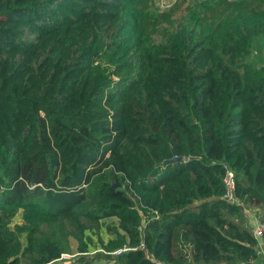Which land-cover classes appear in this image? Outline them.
Wrapping results in <instances>:
<instances>
[{"label": "trees", "instance_id": "16d2710c", "mask_svg": "<svg viewBox=\"0 0 264 264\" xmlns=\"http://www.w3.org/2000/svg\"><path fill=\"white\" fill-rule=\"evenodd\" d=\"M146 1L0 0V264H50L68 239L82 264L105 218L109 264L257 259L264 0H183L160 38Z\"/></svg>", "mask_w": 264, "mask_h": 264}, {"label": "rangeland", "instance_id": "374dc122", "mask_svg": "<svg viewBox=\"0 0 264 264\" xmlns=\"http://www.w3.org/2000/svg\"><path fill=\"white\" fill-rule=\"evenodd\" d=\"M182 1L183 0H147L146 3L143 4L145 6L144 11L150 17V24H152L155 30L154 36L156 38H160L163 31L168 30L169 26L167 23H170L171 19L173 21L176 20L173 18H177V14H179L178 10L183 8L184 2ZM93 7L97 10H107V12L116 13L115 9L112 7L109 9H104V7H98L97 5H93ZM128 33L129 32H126V34ZM128 35H130V33ZM10 222L11 226L14 223H21L20 212L16 213ZM115 224L116 220L114 218H105L101 221L100 228L97 232L86 231L85 234L90 237L91 242L88 245L89 252L84 254L82 264H86V261H89L90 264H109V262L105 259L104 253L95 248H98V237L104 241L112 236L106 229L107 226L113 227ZM68 248V252H62L59 258L52 261L50 264H80L76 262L79 255L75 251L74 240L68 239ZM97 256L102 257L97 258Z\"/></svg>", "mask_w": 264, "mask_h": 264}, {"label": "built area", "instance_id": "2783aa9c", "mask_svg": "<svg viewBox=\"0 0 264 264\" xmlns=\"http://www.w3.org/2000/svg\"><path fill=\"white\" fill-rule=\"evenodd\" d=\"M264 67V64H262ZM221 184H222V194L221 199L238 204V200L234 196V188H235V180H234V173L233 171L227 167L225 164H223V173L221 176ZM250 231L254 238L258 239L261 238L264 235V222L260 220H256L255 223L251 226ZM127 248H121L116 249L112 251V254H117ZM155 264H165L162 261L159 260H153Z\"/></svg>", "mask_w": 264, "mask_h": 264}, {"label": "crops", "instance_id": "0c3cea01", "mask_svg": "<svg viewBox=\"0 0 264 264\" xmlns=\"http://www.w3.org/2000/svg\"><path fill=\"white\" fill-rule=\"evenodd\" d=\"M243 215H244V223L247 228H251V226L255 223L256 216L254 215V211L249 208H242ZM256 239V238H255ZM256 251L258 252L257 259L253 262V264H264V236L261 238L256 239Z\"/></svg>", "mask_w": 264, "mask_h": 264}, {"label": "water", "instance_id": "95a60500", "mask_svg": "<svg viewBox=\"0 0 264 264\" xmlns=\"http://www.w3.org/2000/svg\"><path fill=\"white\" fill-rule=\"evenodd\" d=\"M182 158L176 156L175 154L172 155L171 158L167 159V161H180Z\"/></svg>", "mask_w": 264, "mask_h": 264}]
</instances>
